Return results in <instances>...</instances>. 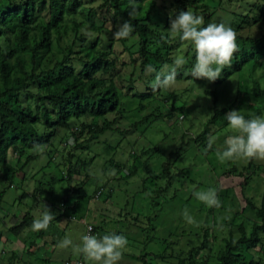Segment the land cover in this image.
Segmentation results:
<instances>
[{
	"label": "rangeland",
	"instance_id": "obj_1",
	"mask_svg": "<svg viewBox=\"0 0 264 264\" xmlns=\"http://www.w3.org/2000/svg\"><path fill=\"white\" fill-rule=\"evenodd\" d=\"M101 1L85 2L82 15L66 16L64 20L81 21L88 16L95 24L104 23L112 29L109 18L102 20L106 11L98 6ZM156 3L161 4L162 0ZM91 7H97V12L90 14ZM120 24L117 20L114 25ZM121 72L129 74L130 67ZM176 81L173 89L155 92L154 104L139 113L132 109L127 113L130 121L138 120L159 106L168 115L149 121L146 127L141 124L134 129L127 125L129 120L123 119L118 123L122 133L107 130L88 148L74 150L70 127L59 126L49 142L40 144L42 153L34 148L25 151L35 155L28 161L24 156L18 159V152L7 148L0 157V264H64L78 258L86 263L71 246L62 249L57 245L66 235L74 244L79 243L88 224L97 226L93 235L115 232L127 237L128 244L118 264H178L189 250L200 246L197 252H191L193 256L205 258V264L215 263L211 250L222 245L221 238L231 221L244 218L240 211L250 220L257 218L248 205L242 210V200L248 197L258 205L264 187V160L221 163L216 156L217 149L223 150L226 137L233 134L226 118L230 110H236L232 105L257 104L248 96L253 86L251 70L246 64L219 84L207 79ZM259 81L264 87V78ZM208 89L214 92L204 93ZM181 101L185 103L183 112L171 109ZM135 106L134 102L132 107ZM260 115H264V110ZM73 123L71 120L70 126ZM205 128L208 137H217L211 149L192 140L195 133ZM68 151H74L75 159H91L87 167L90 177L84 175V170L75 175L72 185L85 182L63 195L68 182L52 183L50 177L65 169L63 162ZM250 162L251 166L243 170ZM99 187L103 191L96 196ZM209 188H227L223 197L218 195L220 207H208L193 195V191ZM67 195L69 200L63 205L62 198ZM77 198V205L71 208V200ZM44 204L55 218L47 230L34 232L31 224ZM185 208L196 224L184 220ZM24 215L30 218L28 224L23 223Z\"/></svg>",
	"mask_w": 264,
	"mask_h": 264
},
{
	"label": "trees",
	"instance_id": "obj_2",
	"mask_svg": "<svg viewBox=\"0 0 264 264\" xmlns=\"http://www.w3.org/2000/svg\"><path fill=\"white\" fill-rule=\"evenodd\" d=\"M89 1L92 0H0V157L10 148L13 153L18 152V159L24 156L28 161L35 155L25 151L49 142L59 126L70 127L74 150L88 148L107 130L122 133L118 123L129 120L130 109L139 113L156 102L160 89L153 91L150 87L154 74L145 76L146 65L159 71L164 65H171L172 58L179 54L187 62L178 69L176 79L199 80L190 75L195 63L194 46L181 42L179 37H168L170 17L174 19L181 10L190 9L203 16L205 26L224 22L234 28L239 50L231 66L210 82L219 84L249 64L253 86L248 96L257 104L238 102L232 106L236 110H252L240 112L245 118L264 110V87L259 81L264 78V0H162L161 4L157 0H137L139 12L135 17L129 16V0H102L98 5L106 11L102 20L109 18L112 29L104 23L95 24L88 16L81 21L64 20L66 16L82 15L81 8ZM96 9L91 7L88 11L91 14ZM117 20L133 25L128 38L114 39ZM127 67L130 72L126 75L121 71ZM210 92L214 91L208 89L204 93ZM134 102L136 106L132 107ZM171 109L181 113L185 103L181 101ZM167 116L154 106L151 112L129 120L127 125L134 129L141 124L146 127L149 121ZM71 120L75 121L72 126ZM206 130L195 133L192 140L207 145ZM90 160L75 159L74 151H68L63 162L65 169L52 175L51 182H68L63 195L80 187L85 181L72 185L73 177L83 170L90 177ZM249 166L251 162L243 170ZM52 190L50 186L51 193ZM226 192L227 188H219L217 195L223 197ZM68 198L69 195L62 198L63 205ZM78 201L72 199L70 207L74 208ZM241 205L242 210L248 205L257 218L250 220L240 211L244 218L231 221L226 235L221 236L222 245L211 250L214 264H264V187L258 205L248 197ZM26 215L23 223L28 224L30 218ZM91 232H97V226ZM199 248L193 247L177 263L205 264V258L197 259L191 253Z\"/></svg>",
	"mask_w": 264,
	"mask_h": 264
},
{
	"label": "clouds",
	"instance_id": "obj_3",
	"mask_svg": "<svg viewBox=\"0 0 264 264\" xmlns=\"http://www.w3.org/2000/svg\"><path fill=\"white\" fill-rule=\"evenodd\" d=\"M129 5V16L135 17L139 12L137 0H129ZM132 32L133 25L124 21L117 27L113 37L117 40L126 39ZM167 33L171 39L179 37L181 42H190L194 46L195 63L190 75L196 79H207L214 82L220 77L224 68L231 66L233 57L239 50L237 33L233 27L224 22H212L205 26L204 17L195 14L190 9L179 11L174 19L170 17V27ZM85 35L90 36L91 33L86 32ZM172 61L171 65H164L159 71L151 64L145 66V76L154 74V79L150 84L153 91L175 87L178 69L182 68L187 61L179 54L175 55ZM226 118L233 134L228 135L224 140L223 150L217 149V159L221 163L238 159L264 160V115L245 118L239 110H230ZM216 140L217 137L209 136L207 148L211 149ZM34 150L42 153L44 149L41 145H35ZM100 191H97L96 196L100 195ZM193 195L208 207L221 206L216 189L193 191ZM182 216L188 224L197 223L187 208L183 210ZM54 218V213L44 204L39 215L33 219L31 230L34 232L47 230ZM91 231L89 228V234L81 235L79 243L75 244L66 235L57 247L67 249L71 246L75 253L84 257L86 264H118L128 244L127 237L115 232L97 236L91 234Z\"/></svg>",
	"mask_w": 264,
	"mask_h": 264
},
{
	"label": "built area",
	"instance_id": "obj_4",
	"mask_svg": "<svg viewBox=\"0 0 264 264\" xmlns=\"http://www.w3.org/2000/svg\"><path fill=\"white\" fill-rule=\"evenodd\" d=\"M99 193V192H98ZM89 228H91V230H92V226L91 225H87V233L86 234H89L88 233V229ZM64 264H86L85 262H84V260L83 259H81V258H78V259H73V260H68V261H66Z\"/></svg>",
	"mask_w": 264,
	"mask_h": 264
}]
</instances>
